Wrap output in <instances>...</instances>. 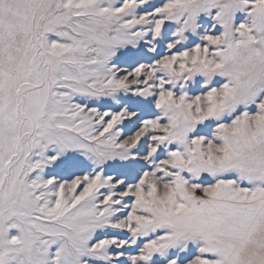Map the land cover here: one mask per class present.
Returning <instances> with one entry per match:
<instances>
[{"label":"snow or ice","instance_id":"snow-or-ice-1","mask_svg":"<svg viewBox=\"0 0 264 264\" xmlns=\"http://www.w3.org/2000/svg\"><path fill=\"white\" fill-rule=\"evenodd\" d=\"M0 264H264V0H0Z\"/></svg>","mask_w":264,"mask_h":264}]
</instances>
